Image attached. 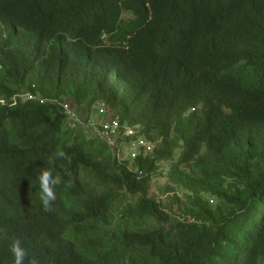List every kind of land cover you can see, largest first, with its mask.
Instances as JSON below:
<instances>
[{
    "label": "trees",
    "instance_id": "trees-1",
    "mask_svg": "<svg viewBox=\"0 0 264 264\" xmlns=\"http://www.w3.org/2000/svg\"><path fill=\"white\" fill-rule=\"evenodd\" d=\"M0 97V264H264V0H0Z\"/></svg>",
    "mask_w": 264,
    "mask_h": 264
},
{
    "label": "clouds",
    "instance_id": "clouds-1",
    "mask_svg": "<svg viewBox=\"0 0 264 264\" xmlns=\"http://www.w3.org/2000/svg\"><path fill=\"white\" fill-rule=\"evenodd\" d=\"M22 99H27L31 100L34 98L33 94H24L20 96ZM12 105L16 103V99L12 98ZM7 101L3 98L0 97V105H7ZM104 107L101 106V111H103ZM100 111V112H101ZM116 123L115 126L113 124ZM109 125L111 126V130H115L117 126L119 125V122L117 119H112L111 121H105L99 125V130L100 128H103L101 131H99L100 135L103 137L105 132L108 129H104V126ZM128 134L131 135L133 134V130H128ZM152 144L148 142H144L142 138H139L135 144H133L130 148V151L135 153L137 150L141 152H147L151 149ZM59 155H63V153H58ZM38 184H39V189H40V194H39V199L42 202V205L44 206L45 210H48L49 207V202L54 198V193H53V187L56 184V178L53 176L51 169H41L37 176ZM9 251L12 254L13 261L12 264H24L25 257L27 255V252L24 247H22L21 243L19 240H13ZM31 264H35V261H32Z\"/></svg>",
    "mask_w": 264,
    "mask_h": 264
},
{
    "label": "rangeland",
    "instance_id": "rangeland-1",
    "mask_svg": "<svg viewBox=\"0 0 264 264\" xmlns=\"http://www.w3.org/2000/svg\"><path fill=\"white\" fill-rule=\"evenodd\" d=\"M92 123H93V122H92ZM99 123H100V121H99ZM70 130H72V128H71ZM94 132H95V133H96V132H97V133L99 132V129H98L96 126H94ZM92 133H93V131H92ZM158 183H159V182H158L157 180H153V185H154V186H155V184H158ZM152 191H154V189H152L151 192H152ZM176 193H177V191H176ZM177 194H179V193H177ZM174 208H175V211H177V210H176V207H174ZM178 212H179V211H178Z\"/></svg>",
    "mask_w": 264,
    "mask_h": 264
},
{
    "label": "built area",
    "instance_id": "built-area-1",
    "mask_svg": "<svg viewBox=\"0 0 264 264\" xmlns=\"http://www.w3.org/2000/svg\"><path fill=\"white\" fill-rule=\"evenodd\" d=\"M115 125H116V123L113 124V126H115ZM110 128H111V126H109V125L104 126V129H110ZM105 134H107V131L105 132Z\"/></svg>",
    "mask_w": 264,
    "mask_h": 264
}]
</instances>
